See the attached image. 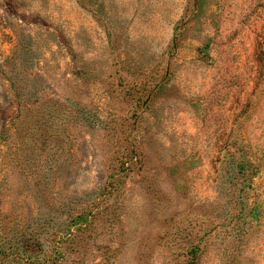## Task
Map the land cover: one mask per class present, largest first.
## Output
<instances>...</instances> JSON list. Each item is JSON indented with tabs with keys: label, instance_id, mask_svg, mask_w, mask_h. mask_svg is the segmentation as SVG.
<instances>
[{
	"label": "rangeland",
	"instance_id": "rangeland-1",
	"mask_svg": "<svg viewBox=\"0 0 264 264\" xmlns=\"http://www.w3.org/2000/svg\"><path fill=\"white\" fill-rule=\"evenodd\" d=\"M0 246L264 264V0H0Z\"/></svg>",
	"mask_w": 264,
	"mask_h": 264
},
{
	"label": "trees",
	"instance_id": "trees-1",
	"mask_svg": "<svg viewBox=\"0 0 264 264\" xmlns=\"http://www.w3.org/2000/svg\"><path fill=\"white\" fill-rule=\"evenodd\" d=\"M31 236H33V237H36L37 238V232H33V233H31ZM38 239V238H37ZM0 250H1V246H0ZM18 250H20V251H27V252H29L31 249L27 246V244H25V246H20L19 247V249ZM14 254H15V252H13Z\"/></svg>",
	"mask_w": 264,
	"mask_h": 264
}]
</instances>
